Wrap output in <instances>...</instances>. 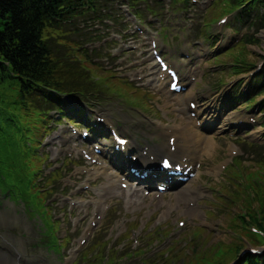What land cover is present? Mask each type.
<instances>
[{"label":"rangeland","instance_id":"rangeland-1","mask_svg":"<svg viewBox=\"0 0 264 264\" xmlns=\"http://www.w3.org/2000/svg\"><path fill=\"white\" fill-rule=\"evenodd\" d=\"M225 3H226V0H214L208 8V10L210 11L209 19L214 20L220 15H222L223 13H226L230 8H228L227 6L225 7L224 6ZM194 8L195 7L191 8V11L187 12V14L189 13V15L184 14V13L183 15L189 20V22H187V24L185 25L187 26L190 24V29H188L190 30L188 32L189 35L196 38L199 35L200 31L203 29V25L201 22L202 11L194 9ZM160 17L163 18V16H160ZM168 18L169 20H173L175 16L171 15V16H168ZM208 21L209 20H207L206 22ZM157 26L158 25L156 24L155 27ZM252 34L256 35L260 39V42L258 45L249 46V48L252 50V54H250L249 57L250 58L254 57L255 61H257L258 59V62H259L261 60L262 55L264 54V30H260L259 32L256 33V31L252 27H249V29H247V32L245 33L244 36L245 38H248ZM224 75H225V83L227 80H231V79L236 80L241 77V76H231L228 73H225ZM119 76L120 74L116 72H107L106 74H103L101 72V73H94L92 75V78L95 79L96 81L97 89L103 93L107 101L110 104H112L114 107H117L120 110L127 112V113L134 112L136 113V115L138 113H141L143 115L151 114L150 106L155 98L150 96L146 91L143 90V88L134 87L131 83L127 82L126 80H121L120 82L117 83L116 81L120 80L118 78ZM239 83H240V80L238 79L235 84V87H239L238 86ZM207 84L209 85L208 88L218 87V89L224 90V85H218L216 75L212 76L211 74H209V76L207 77ZM242 86H244L243 83H242ZM228 91L230 90H225V92H228ZM221 97H223L222 94H221ZM216 101L217 99H215V102ZM237 108H241V111L243 112L245 111V109H247L245 105H242L241 107L236 106L230 112L235 111V109ZM96 110L109 112V107L104 106V105L98 106ZM174 112L175 110H172L170 113V116H173ZM227 114L228 113L223 112L222 117L229 118ZM210 117L215 118L216 116H210ZM116 125L119 126V123H116ZM217 129L220 130L218 136L226 135L229 132V123L222 125L220 128H217ZM261 133H262V130L260 128H257L256 131H253V136H256L258 140L264 143ZM250 137L251 136H249V138ZM49 150L50 152L53 151L52 145H50ZM261 150L264 151V146H262ZM230 185H232V183H230ZM170 197H172V195ZM15 208L16 210L20 209V207H15ZM237 210H238L237 207L231 208V211H233L234 213H236ZM13 211H14V205L13 206L11 205L3 206L2 209L0 210V221L12 222L14 224ZM200 212H201L200 208H197L194 214H191V215L185 214L184 218L188 222L190 218L192 219L193 217H195V220L198 223L200 224L204 223L207 226L208 231L210 230L214 231V235L212 236V241L216 240L217 238H225V237L227 238L226 233L228 234L229 232L225 230L226 221H227L225 217V213L222 214V212H219L217 217H213L211 220H206V222H204L203 218H201V216L198 215V213ZM26 214L30 218L35 219L36 221H39L43 227L42 233L39 234L40 235V238L38 239L39 244L37 245L41 246L47 251L51 250L52 245H54V235H53L54 230L51 227V222L47 219L46 211L42 203H40L34 197L30 205H28ZM5 215H7L9 219L5 218L4 217ZM187 222L184 226V229H188L189 227V224ZM23 224H24V221L20 218V215H19L18 225H23ZM10 232H11L10 236L12 240L16 242H19V239L21 240L20 235L22 232V228H18V230L16 228H10ZM205 237H206V240L211 238V236L208 233H205ZM33 238H35L34 235L30 237L29 242H26V245L34 242ZM48 239H50V241H48ZM34 251L36 253L35 256L37 258H39V256H45V253L42 252V250H34ZM11 253L15 255L13 250H11Z\"/></svg>","mask_w":264,"mask_h":264},{"label":"bare ground","instance_id":"bare-ground-1","mask_svg":"<svg viewBox=\"0 0 264 264\" xmlns=\"http://www.w3.org/2000/svg\"><path fill=\"white\" fill-rule=\"evenodd\" d=\"M152 81H155L154 82L155 84L156 83L158 84V82L160 84L162 83L161 77L153 78ZM180 101L181 100H179V102ZM193 121L195 124V120ZM193 121H189L187 124H182V123L173 124L172 125L173 128H171V126H166V125H158V127H164L165 131L160 132L162 135L168 132L167 129L169 128H170L169 131H174L175 133L178 134V138H175V141L173 143L175 149L174 154L177 160L181 161L182 163L188 161V163L193 166H197L196 162H201L208 167L211 173H216L221 159V153L217 152V149L219 147L215 145L213 136L208 135L209 132H206L204 134L200 133V131L193 125ZM150 122L153 124L152 120ZM230 149L231 148L228 147L226 150H230ZM161 150L164 151V147H162ZM158 154H159L158 150L149 148L145 155L140 154V158L144 164L149 162L150 155L157 157ZM145 166L147 165L145 164ZM105 170L106 168L103 166L99 168L96 167L90 172V175L91 176L97 175L99 173L105 172ZM200 174L201 173L198 172L196 177H199ZM113 175L119 177L120 180L123 177V174L120 172L115 173ZM106 177H107L106 181L98 188L97 200L93 202L96 213H99L103 208V201L107 198L109 193L111 194L112 192H120L116 188L115 181L110 179L107 175ZM191 184L190 185L187 184L184 187H181L176 190V202H183L184 200L189 202L191 201V199L194 198V193L197 190V188L193 189ZM127 191L134 193V190L131 186L127 188ZM138 199L139 197H137V199L135 200L137 201ZM131 202L132 199L129 197L127 203H131ZM86 205H88V203ZM167 210H169V208ZM166 211H164V213ZM0 264H10V263L2 260V262L0 261Z\"/></svg>","mask_w":264,"mask_h":264},{"label":"trees","instance_id":"trees-1","mask_svg":"<svg viewBox=\"0 0 264 264\" xmlns=\"http://www.w3.org/2000/svg\"><path fill=\"white\" fill-rule=\"evenodd\" d=\"M23 1L3 0V7L12 11H1L0 1V54L10 62L13 71L21 69L43 75L46 67L37 49L39 25L22 18Z\"/></svg>","mask_w":264,"mask_h":264},{"label":"snow or ice","instance_id":"snow-or-ice-1","mask_svg":"<svg viewBox=\"0 0 264 264\" xmlns=\"http://www.w3.org/2000/svg\"><path fill=\"white\" fill-rule=\"evenodd\" d=\"M165 163H167V162L165 161Z\"/></svg>","mask_w":264,"mask_h":264}]
</instances>
